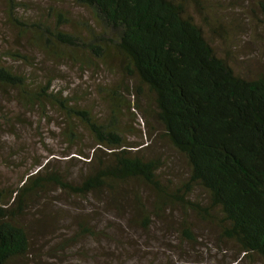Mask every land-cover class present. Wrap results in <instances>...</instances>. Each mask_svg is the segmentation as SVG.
Returning a JSON list of instances; mask_svg holds the SVG:
<instances>
[{"label": "trees", "instance_id": "obj_1", "mask_svg": "<svg viewBox=\"0 0 264 264\" xmlns=\"http://www.w3.org/2000/svg\"><path fill=\"white\" fill-rule=\"evenodd\" d=\"M72 1L89 19L78 14L75 20L54 6L48 17L22 20L10 14L37 53L2 49L0 88L43 116L51 109L60 115L62 134L69 147L75 145L82 166L75 171L74 163L48 159L19 184L0 185V264L27 254L21 218L52 191L82 199L107 194L113 202L123 193L134 195L144 228L179 206L217 228L219 240L236 245L230 264H264V74L241 76L217 54L188 12L189 3L199 7L200 0ZM254 4L264 28V0ZM47 61L116 73V82L104 87L107 109L87 92L56 84L61 69ZM144 96L151 98L153 109L144 106ZM125 114L140 115L149 138L153 115L163 137L185 157L187 178L177 182L174 172L166 178L162 153L126 139ZM83 130L91 139L87 148L79 143ZM142 189L152 195L150 207L140 200ZM196 189L204 201L193 195ZM77 226L83 236L99 233L91 221ZM181 240L197 241L188 220L182 223Z\"/></svg>", "mask_w": 264, "mask_h": 264}, {"label": "rangeland", "instance_id": "obj_2", "mask_svg": "<svg viewBox=\"0 0 264 264\" xmlns=\"http://www.w3.org/2000/svg\"><path fill=\"white\" fill-rule=\"evenodd\" d=\"M256 1L200 0L199 7L193 2L188 5L189 14L201 25L217 54L226 58L236 73L247 78L264 74V28L259 22ZM53 6L67 10L75 20L78 14L89 19L88 12L75 6L72 0H0V52L8 48L36 54L20 26L11 22L10 14L22 20L41 14L45 17ZM5 62L19 64L10 59ZM47 63L61 69L62 76L56 84H68L79 94L87 92L100 109H107L102 95L104 87L119 78L116 73ZM143 104L150 110L154 108L147 96ZM153 118L149 116V138L140 115H123L126 139L142 141L151 151L162 153L167 159L163 171L166 178L172 172L177 182L187 178L189 166L185 157L163 137L162 125ZM62 125V117L52 109L43 116L39 108L24 106L10 91L0 88V185L19 184L26 172L48 159L61 165L74 163L73 169L77 171L82 166L77 162L81 157L74 153L75 145L68 146ZM81 137L79 143L87 148L91 142L89 134L83 130ZM193 195L203 201L206 198L197 189ZM140 200L150 207L151 193L142 189ZM136 206L135 196L127 193L119 197V202H113L107 194L82 199L52 191L31 204L22 216L29 249L26 255L8 264H230L237 252L233 242L218 239L217 228L192 214L186 215L179 206L170 208L162 218L152 219L147 228L142 227ZM83 220L91 221L99 231L97 237L80 234L77 224ZM184 220L195 227V243L181 240Z\"/></svg>", "mask_w": 264, "mask_h": 264}]
</instances>
